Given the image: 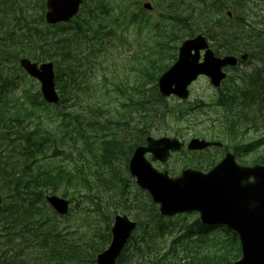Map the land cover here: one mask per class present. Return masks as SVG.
<instances>
[{"label": "trees", "instance_id": "1", "mask_svg": "<svg viewBox=\"0 0 264 264\" xmlns=\"http://www.w3.org/2000/svg\"><path fill=\"white\" fill-rule=\"evenodd\" d=\"M150 1L154 10L160 12L159 16L166 18L164 24L157 22L155 25L162 30L157 43L161 44L155 46L154 57H148L145 63L146 75L154 86L152 103L145 100L142 89L136 87L125 98L102 88L91 90L86 73L76 65V60L86 51H93L94 40L98 42L97 33H103L109 26L107 17L112 9L108 0H84L83 15L72 20L73 24L47 26L41 18L42 27L39 19L36 23L0 27V264H30L17 262L16 257L31 252L28 259L36 264H96V254L110 241L114 215L126 211L136 212L139 233L131 237L115 264H232L240 256L239 242L233 236L228 234V240L222 239L227 230L209 235L212 228L201 225L197 218L190 220L188 215L163 218L149 195L141 191L129 195L126 190L128 152L135 147L137 135L125 116L122 125L128 127L127 135L132 133L127 140L132 142L129 147L117 135L111 138L94 136L95 141L82 137L89 144L87 151L82 145L79 148L75 143H69L72 117L80 120L102 115L113 102L119 104L115 112L120 109L133 112L139 106L137 121L141 126L135 129L145 133L167 117L179 116L182 111L175 107L164 111L166 98L159 95L156 80L175 59L178 43L196 33L206 34L216 44V51L223 54L249 51L250 57L256 56L259 60L250 71H242L250 75L249 78L238 80L237 87L231 86L218 96L215 107L221 114L217 122L238 119L246 128H257L258 123L264 125V0ZM140 2L126 1L129 8L124 18L127 22L150 19ZM98 12L100 16L96 17ZM20 55L35 60H53L60 93L57 104H46L35 87L23 90L19 97L9 93V88L16 85V78H9L6 62L9 57L15 62ZM82 96L86 97L85 104L80 103ZM149 102L151 104L144 107ZM200 102L196 107L205 105ZM235 106L254 108L240 114ZM56 120L58 124L52 126L51 121ZM118 121L115 113H109L106 119L107 123ZM145 133H141L139 141ZM75 150L79 157L89 155L93 162L88 164L87 158H71ZM60 154L71 160L70 163L65 165L57 159L65 166L56 165L53 157ZM217 158L186 159L185 167L206 169ZM116 159L121 160V164L115 166ZM258 161L264 163V157L255 160ZM97 166L121 176V183L112 185L111 194L98 192V186L87 177L85 168ZM95 171L99 174L98 169ZM65 182L72 188L87 189L89 199L97 203L85 207L77 216L73 214L76 205L71 206L70 212L61 217L66 222L61 225L58 215L46 202V195L50 189L53 192L65 189ZM63 195L69 196V192L63 191ZM78 226L82 228L81 232H76ZM174 230H180L182 234L171 235L168 249H157L156 236ZM16 241L25 252L18 249L19 244L15 246ZM177 242L183 243L185 249L176 250L174 244ZM169 249L173 251L171 255ZM12 250L13 253H9Z\"/></svg>", "mask_w": 264, "mask_h": 264}, {"label": "water", "instance_id": "2", "mask_svg": "<svg viewBox=\"0 0 264 264\" xmlns=\"http://www.w3.org/2000/svg\"><path fill=\"white\" fill-rule=\"evenodd\" d=\"M81 1L47 0L46 21L57 23L68 20L76 13ZM144 7L151 8L148 3ZM202 49L205 51L202 61H199ZM246 57L247 54L242 55L243 59ZM236 62L235 56L216 57L199 34L181 43L176 61L158 77L159 92L165 97L175 95L184 99L188 95V85L199 75L209 77L211 84L217 86L226 77L222 68ZM19 64L31 77L38 79L46 102L59 101L53 62L37 65L21 58ZM213 143L192 138L188 149H203ZM180 146L176 139L147 136L146 145L136 147L128 162L137 186L148 191L162 216L197 212L201 223L225 224L236 232L241 256L233 264H264V166L240 165L233 154H226L207 171L184 168L179 175L172 177L166 170H157L144 157V153L150 151L151 161L164 163L170 151L178 150ZM47 200L57 212H67L68 201L64 198L51 195ZM113 221L110 243L96 255L97 264H115L136 226V222L125 214L116 215Z\"/></svg>", "mask_w": 264, "mask_h": 264}, {"label": "rangeland", "instance_id": "3", "mask_svg": "<svg viewBox=\"0 0 264 264\" xmlns=\"http://www.w3.org/2000/svg\"><path fill=\"white\" fill-rule=\"evenodd\" d=\"M163 4H166V2L164 1ZM14 6L20 13L19 4H14ZM132 7L135 8V4ZM4 12H6V9L0 6V14ZM11 13L15 17H17L18 24L25 22L24 16L19 15L14 11H11ZM150 15V19L146 18L141 23L136 21L131 25L127 23V20L122 15L118 14V12L115 11L110 17L109 21L112 31L107 30L106 32L99 33V39L101 40L96 42V45L94 47L93 56H97L98 61L96 59L95 62H90L89 60H87V58H78L76 60V65L80 67L82 72L86 73L89 86L92 88L91 90H99L103 86L107 91H111L113 88V82L117 80H122L130 84L139 81L143 83V92L147 99H150V97H152L154 93V86L149 81L146 75L147 67L145 63L148 57H154L153 51L154 49H156L155 46L159 42L162 32V30L158 29L155 25L157 22H162L163 19L159 16L160 12L158 10H151ZM87 54H89V50L87 51L86 55ZM258 63L259 61L257 60V58L252 57L249 62H246L242 65V69L250 71ZM6 71L10 79L16 78V85H12L9 88V93L13 94L15 97L21 96L23 90H28L25 88H36V84H38L36 80L31 81L22 76L23 73H21V71L16 68V62H13L12 57H9V60L6 62ZM215 97L216 93L208 85L207 80L204 78L200 79L198 82L193 84L190 92L189 99L192 100L194 104L192 110L180 121H176L174 118L167 117L164 122L153 126L151 130H149V133L155 137L160 135H169L177 136L183 140H187L198 133H205L208 128L210 119H213L217 112V109L211 106L214 102ZM85 98V96H82L80 103L85 104ZM199 99H202V101L207 104V106H203L202 111H199V109L196 107V104L200 102ZM165 102L167 103V106L164 108L165 110H169V108H171V106L173 105H187L186 103L180 102L174 97L167 98ZM116 106L117 104H115L114 102L111 103L110 109L107 110L109 112L106 113V116L109 117V113H115L118 117V120L123 121L124 116H127L129 120L131 118H135L137 120L139 115L137 112L125 114L122 109L118 110V112H115L114 109ZM101 122H104L103 117L93 118L91 116L80 120L72 117L71 125L69 127V131L71 133V135L69 136V143H75V145L79 148H81L80 145H82L87 151L89 144L82 137H85L90 141H95L94 136L103 132H107L108 135L114 132L119 137L126 134V131L122 130L123 125L106 123L108 128L102 129L99 124ZM51 123L52 126H54L58 124V121H51ZM262 134H264V128H261L256 132L249 133L247 137L248 139L244 142L256 139ZM127 140L128 138L126 137L125 145L129 147L131 145V142H127ZM92 148L94 149L95 145ZM263 149L264 146L254 152L241 156V161H253ZM63 155L64 154H60V156L53 157V161L56 165L65 166L66 164L70 163L71 160H69L67 157H63ZM189 157H193V155L188 151L183 152L182 154H176L173 157L169 158V161L167 165H165V167L168 169H174L175 172H179L181 163ZM71 158H87L88 164H91L93 162V159L89 155L87 157H79V152L77 150L72 153ZM57 159H59V162L65 163V165L59 164L57 162ZM121 162V160L116 159L114 161V164L116 166L118 164H121ZM95 169H98L99 174L97 173V171H95ZM85 170L87 177H89L91 183L98 186V192L105 191L111 194L112 185L116 184L118 179L121 178L120 175L115 176L111 169L105 170L104 168H100L99 166L86 167ZM127 189L131 194L137 192L135 187L130 182L128 183ZM50 190L51 191L49 192L54 191L53 189ZM67 192H69V196H67V198H73L71 206L76 205L75 210L77 213L82 212L85 207L93 206L97 203L89 199V193L87 192V189L68 187ZM55 194L58 196H62V189L59 188L58 190H56ZM94 200L97 201V199ZM124 213L129 214L130 216H133L135 218V211H126ZM62 215L63 214L59 213L57 218L61 225H64L66 222L65 220H63V218H61ZM188 218L190 220H193L195 216L192 215ZM76 230V232H81L82 228L78 226ZM176 232L178 234H182L180 230H174L173 232L165 231L163 234L156 236L154 242L157 246V249L164 247L165 249H168L171 244V235ZM75 236H77V234H75ZM19 243L20 242L16 241L15 246H17ZM22 247L23 246L21 244L18 245V249L24 251ZM174 247L176 248V250L185 249L184 244L181 242L175 243ZM168 252H170L171 255L173 251L169 249ZM9 253H13V250ZM31 254L32 252L27 255L19 256V258L17 256L16 261H24L27 263L29 262L30 264H36L27 259V257L29 258Z\"/></svg>", "mask_w": 264, "mask_h": 264}, {"label": "flooded vegetation", "instance_id": "4", "mask_svg": "<svg viewBox=\"0 0 264 264\" xmlns=\"http://www.w3.org/2000/svg\"><path fill=\"white\" fill-rule=\"evenodd\" d=\"M12 2H13V0H0V6L7 8L6 12L10 16L11 22L16 26L17 25V17H15L11 13V11H14L15 13H17L18 10L12 4ZM27 7H28V12L30 13L31 18L32 19L36 18L35 4L33 2H30L27 5ZM35 21L33 23H35ZM40 26L42 27V23H40ZM240 54H238L237 56H239ZM245 63H246V61L242 62L241 66L235 67V68H228V67L223 68L224 71L228 72V75H227V78L224 81H222L216 89H214L216 94H219L220 92L225 91L226 89H228L229 86H232V87L236 86L237 87V85H238L237 81L238 80L250 77L249 75H245L243 73H233L234 71H240L242 69V65ZM230 80L234 81V82L230 83L229 82ZM247 108H248V110H251L254 108V106H247ZM258 126H261L260 123H258ZM133 132L137 135V138H136L137 143L135 146L144 145L146 143L145 142L146 136L149 133H145V131H143V130L138 131L137 129H134ZM142 132H144L145 134L143 135L142 140L139 141V137H140ZM253 132H256V131H253ZM249 133H251V132L249 131ZM199 138H204L208 141L218 142L217 144L212 145L211 148L208 147L204 150H200V151H202V152H200L202 155L206 154L208 157H222L226 153L230 152L235 157H238L239 154L234 153L232 151V149L227 147L228 145L233 144V145H237L238 147H245L251 143H255L260 137L253 139V140H250L249 142H244L243 141L244 138L240 137L239 135L235 136L231 133L211 130V131L207 132L204 136H201ZM184 150H185V147L181 148L175 154H182ZM247 154H249V153H246L245 155H247ZM240 155H242V154H240ZM147 157H151V155L147 154ZM239 161H241V160H239ZM232 236H234V235L232 234Z\"/></svg>", "mask_w": 264, "mask_h": 264}, {"label": "bare ground", "instance_id": "5", "mask_svg": "<svg viewBox=\"0 0 264 264\" xmlns=\"http://www.w3.org/2000/svg\"><path fill=\"white\" fill-rule=\"evenodd\" d=\"M29 77H31L30 75H29ZM36 88H37V86H36ZM38 89V88H37ZM39 90V89H38ZM56 91H57V93H59V89L58 88H56ZM39 92H40V94H41V91L39 90ZM41 98H42V100L46 103V101H45V99L43 98V96H42V94H41ZM47 104V103H46ZM20 245V244H19ZM9 256V255H8ZM27 259H28V257H27ZM33 263V262H32Z\"/></svg>", "mask_w": 264, "mask_h": 264}]
</instances>
